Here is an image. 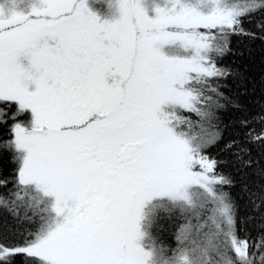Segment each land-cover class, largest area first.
I'll use <instances>...</instances> for the list:
<instances>
[{
    "label": "snow or ice",
    "instance_id": "6c2138e0",
    "mask_svg": "<svg viewBox=\"0 0 264 264\" xmlns=\"http://www.w3.org/2000/svg\"><path fill=\"white\" fill-rule=\"evenodd\" d=\"M257 39L264 0H0V264H264V106L223 63Z\"/></svg>",
    "mask_w": 264,
    "mask_h": 264
},
{
    "label": "trees",
    "instance_id": "16d2710c",
    "mask_svg": "<svg viewBox=\"0 0 264 264\" xmlns=\"http://www.w3.org/2000/svg\"><path fill=\"white\" fill-rule=\"evenodd\" d=\"M254 19L258 20L259 17ZM245 27L254 30V25L247 21ZM233 53L226 56L223 63L238 69L242 73V80H228L226 91L232 94L239 93V101L245 112L255 114L264 106V42L259 39L245 40L243 43L236 41L233 43ZM236 115L231 111L224 113V122L232 124ZM257 129H259V125H257ZM238 131V128L229 127L225 133V139L236 135ZM213 151L216 150L213 149ZM11 167L7 156L0 157V172L7 173ZM252 234L255 235V232L252 231Z\"/></svg>",
    "mask_w": 264,
    "mask_h": 264
}]
</instances>
